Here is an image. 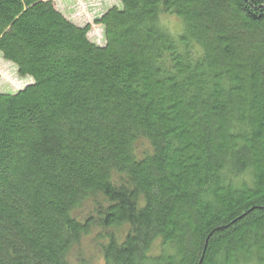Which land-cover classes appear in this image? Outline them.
Listing matches in <instances>:
<instances>
[{
    "label": "trees",
    "instance_id": "obj_1",
    "mask_svg": "<svg viewBox=\"0 0 264 264\" xmlns=\"http://www.w3.org/2000/svg\"><path fill=\"white\" fill-rule=\"evenodd\" d=\"M92 23L0 0V53L31 78L0 91V264H264V0ZM93 227L102 262L71 257Z\"/></svg>",
    "mask_w": 264,
    "mask_h": 264
},
{
    "label": "rangeland",
    "instance_id": "obj_2",
    "mask_svg": "<svg viewBox=\"0 0 264 264\" xmlns=\"http://www.w3.org/2000/svg\"><path fill=\"white\" fill-rule=\"evenodd\" d=\"M56 7L60 9L65 16L71 19L73 22L83 25L86 22L93 21L94 17L103 12L109 6L120 3V0H53ZM162 23L175 34L179 31L180 22L177 17L172 15H164L162 17ZM88 37L97 43H102V27L100 25L91 24V29L88 32ZM30 77H22L17 72V69L9 60H6L0 53V91L16 90L26 83L30 82ZM140 146V145H139ZM93 207V200L88 199L82 209L75 211V214L85 215L87 211H91ZM121 227V226H120ZM120 227L113 229L114 232L120 231ZM126 230V226L123 227ZM103 233L102 228L93 227L89 234L85 235L80 243L76 245L71 251V257H78L79 255L92 258L97 262H102L99 246L104 240V237L100 236ZM103 236V235H102ZM156 252V248L153 250Z\"/></svg>",
    "mask_w": 264,
    "mask_h": 264
}]
</instances>
